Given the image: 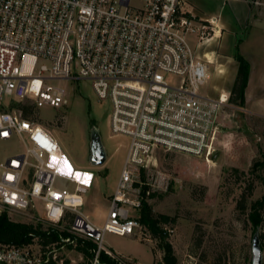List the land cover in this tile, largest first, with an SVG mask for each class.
<instances>
[{"label":"built area","instance_id":"built-area-1","mask_svg":"<svg viewBox=\"0 0 264 264\" xmlns=\"http://www.w3.org/2000/svg\"><path fill=\"white\" fill-rule=\"evenodd\" d=\"M185 4L0 0V140L16 137L25 145L23 151L0 159V202L17 212L37 209L40 202L42 222L60 231L68 224L72 234L61 241L77 246L82 238L95 244L92 264H100L102 252L127 264L103 240L106 233L134 235L141 228L133 214L140 207L134 180L154 152L200 157L216 140L217 117L229 95L202 92L209 64L189 41L191 34L200 41L211 38L214 25L197 21ZM77 79L91 80L98 99L110 100L111 132L129 139L100 225L84 211L85 195L95 186L96 166L77 167L42 124L10 110L26 101L36 109L66 106L62 82ZM56 254L55 245L44 253L0 245V264H47L56 261Z\"/></svg>","mask_w":264,"mask_h":264},{"label":"rangeland","instance_id":"rangeland-1","mask_svg":"<svg viewBox=\"0 0 264 264\" xmlns=\"http://www.w3.org/2000/svg\"><path fill=\"white\" fill-rule=\"evenodd\" d=\"M248 1L251 16L238 43L237 55L249 63V75L251 66H254L252 81L246 90L251 99L250 105L247 102L239 105L229 100L222 107L217 117L216 140L209 157L159 149L152 155L149 165L137 170L134 181L138 183L140 207L133 211L134 216L141 221L146 203L156 218L164 214L173 220L167 223L160 221L156 233L142 223L134 235L106 233L103 240L105 247L127 264H161L165 250L164 232L160 230L166 231L179 264H252L255 228L249 213L251 205L264 195V114L254 108L253 101L258 97L264 99V0ZM135 2L139 4L140 0ZM214 82L230 98L234 85L232 80L224 77ZM62 84L66 86L69 101L66 106L36 109L27 101L20 104L32 106L29 119L51 132L80 168L93 166L90 162V143L93 126L98 128L107 159L103 165L94 166L100 175V194L89 191L85 195L87 204L84 211L100 225L109 210L112 196L107 193H112L116 187L129 139L114 136L111 132V102L98 99L91 80L77 79ZM202 92L214 95L216 91L207 84ZM10 110L23 111L19 103L10 106ZM24 149L20 138L0 140V159ZM244 196L246 208L240 209L239 201ZM36 205L37 209L17 212L0 202V214L6 212L15 221L48 226L46 221L41 220L44 215L41 203L36 202ZM68 227L63 223L60 229L72 234ZM259 231L261 234L264 228ZM21 247L42 253L47 249L37 240ZM56 255V264H66V261L68 264H92V258L76 245L62 247Z\"/></svg>","mask_w":264,"mask_h":264},{"label":"crops","instance_id":"crops-1","mask_svg":"<svg viewBox=\"0 0 264 264\" xmlns=\"http://www.w3.org/2000/svg\"><path fill=\"white\" fill-rule=\"evenodd\" d=\"M185 2L186 11L195 16L197 21L213 22L214 31L211 38L200 41L195 34H191L189 41L197 55L209 64V79L204 86L210 84L216 92L214 95L205 94L218 97L222 92L214 80L225 77L231 79L232 83L235 82L239 69L238 43L242 40L244 29L249 22L251 6L248 0H185ZM253 67L252 65L246 90L252 81ZM253 101L255 103L254 108L264 114V99L258 97ZM245 102L249 105L251 102L246 91ZM99 176L98 171H96L95 186L92 190L96 195L100 194L98 191L100 187ZM62 185H66V183L63 182ZM113 192L107 193V195L111 196Z\"/></svg>","mask_w":264,"mask_h":264},{"label":"trees","instance_id":"trees-1","mask_svg":"<svg viewBox=\"0 0 264 264\" xmlns=\"http://www.w3.org/2000/svg\"><path fill=\"white\" fill-rule=\"evenodd\" d=\"M237 59L239 61V69L229 100L232 103L243 105L245 103V91L248 84L250 66L244 57L237 55ZM19 105L22 106L23 117L29 119V116L33 109L32 106L26 107L25 105H22L20 103ZM238 206L240 209L246 208L245 196L242 200L239 201ZM68 217L72 218L73 215L69 213ZM249 219L254 226L255 231L262 227L264 228V195L261 199L255 201L251 205ZM171 220H173V218L164 214H160L156 218V216H154V214L152 213L150 207L146 203H144L143 211L141 214V223L143 225L149 226L154 233L159 231L158 225L160 221H162L163 223H167ZM160 232H164V234H162V240L163 248L165 250V254L161 264H179L174 253L173 246L167 240L166 231L160 230ZM65 236H71V234L62 232L51 225L44 226L42 223L34 224L15 221L11 219L6 212L0 214V245L21 247L30 244L34 240H37L44 249L47 248V246L52 249L53 245L56 244L55 248L58 251V249L62 248V246L70 248L74 246L71 243H65L61 241V237ZM260 237L263 249L264 232L260 234ZM76 243L78 249H80L86 256L90 258L93 256L92 249L95 247V244L92 241L78 238ZM100 262L101 264H117L116 261L109 257L106 253H101ZM68 263L69 262L66 261V264ZM47 264L56 263L52 260Z\"/></svg>","mask_w":264,"mask_h":264},{"label":"water","instance_id":"water-1","mask_svg":"<svg viewBox=\"0 0 264 264\" xmlns=\"http://www.w3.org/2000/svg\"><path fill=\"white\" fill-rule=\"evenodd\" d=\"M107 159L106 150L101 142L99 130L96 126L92 129V140L90 143V162L94 166H101ZM252 264H264V255L260 231L257 229L252 238Z\"/></svg>","mask_w":264,"mask_h":264},{"label":"bare ground","instance_id":"bare-ground-1","mask_svg":"<svg viewBox=\"0 0 264 264\" xmlns=\"http://www.w3.org/2000/svg\"><path fill=\"white\" fill-rule=\"evenodd\" d=\"M212 144H213V142L209 144L207 150L205 151V153L202 156L206 155L209 157L211 155Z\"/></svg>","mask_w":264,"mask_h":264}]
</instances>
